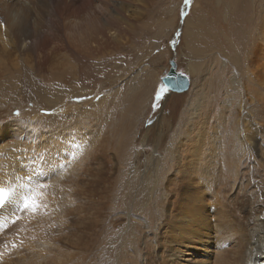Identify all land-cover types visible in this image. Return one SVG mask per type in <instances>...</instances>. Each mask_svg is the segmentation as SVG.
I'll return each mask as SVG.
<instances>
[{"label":"rangeland","instance_id":"obj_1","mask_svg":"<svg viewBox=\"0 0 264 264\" xmlns=\"http://www.w3.org/2000/svg\"><path fill=\"white\" fill-rule=\"evenodd\" d=\"M143 1L139 21L134 24L133 29L126 34L123 40L125 44L123 52L131 53L139 58L136 59L138 61L132 60L133 68L131 71H119L117 60L120 61L121 59L116 56V58L113 57L116 62L111 63L86 61L82 75L66 73L63 78L60 74L55 78L56 71L51 72L48 67L36 69L30 63L22 64L12 57L10 63H13V65L7 64V69L0 73V89L4 88L3 93H8L6 100L8 104H6L7 106L3 104V106L8 107L7 111L9 110L6 113H1L0 116V147L1 144L5 146L6 142L13 139L17 142L16 145H20L17 147L19 151L24 146H31L32 143L29 140L35 137L37 130H34V128H36L41 129L40 134L46 135L44 145L48 150H51V146L55 144L52 141L59 139L62 141L57 144L58 147L64 146L62 152H67L71 149L73 142L70 134L72 135L78 131V127H81V125H86L85 122L79 120L81 113L78 111H91L93 123L89 127L92 128L90 131L83 129L82 131L88 132L80 135L79 142L76 140L78 150L88 148L86 150L89 156L91 155V158L89 157V164L91 163L89 170L92 169V171L87 176L90 179L89 184H87L88 188L90 187V194H86L83 185V191L81 189L82 193L80 195L82 201H90L88 206L84 205V210L80 214L85 213L83 222H87L88 226L84 227L85 230L81 233L66 229L70 226L65 222V217L68 215L66 211L72 210V207H69L66 196L63 195V190L57 214L60 221H53V215L50 217L51 222L60 224L61 227L60 237L57 238L60 241L55 246L56 252L54 255H60L59 257L66 259L64 264H120L121 258L125 257L127 253H134L133 251L137 246L139 213L142 210L145 212L151 210L156 193L160 188L166 190L165 185L173 186L179 182V175L171 169L174 165L180 166L183 161L184 164L182 163L181 166H187L189 171L191 168L194 171L192 178L184 182L188 188L182 191L192 195L199 188H204L205 181L209 180L210 182V180H213L219 165L221 166L218 169L222 168L220 156L223 153L222 151H230L233 144L240 151L238 144L232 141V124L236 118L233 113L239 106V99L235 109L234 105L230 108L231 100L228 99L227 94L223 93L222 98L219 99V95L210 94L208 90L215 87V78H217L220 70L224 69L227 72L231 68L233 74H238L236 68L238 48L236 46L242 40L240 34L245 32L244 20L247 18L248 8L238 15L237 2L231 5L222 3L221 0H210L211 4L222 10L223 18L227 12H230V15H227L225 21L219 22L214 29L209 25H204L203 29L200 30L199 14L207 0H200L197 9L195 8L197 0ZM248 1L251 12L258 7L256 14L260 16L264 14V0ZM169 19L171 23L167 24L166 22ZM237 24L240 25L239 28L230 29V25L235 26ZM262 25H264V20H260L255 24L254 27L257 28H255V35H257L259 29L261 30L260 26ZM218 26L220 28L224 26V30L218 28ZM158 31L161 32L160 37L157 35ZM227 39H231L234 45L231 50H227L230 47L226 43ZM141 47L144 48L142 52ZM166 48L168 53L166 56L158 58L159 64H157V61L151 63L152 60L149 58H152L156 53H165ZM171 61L174 62L175 72L188 78L189 85L183 92L178 93L167 90L162 84V78L171 69ZM91 64L97 72L86 70ZM189 67H193V70H189ZM235 75L234 80L233 76L229 80V83L234 85V96ZM147 82L152 83L151 86ZM72 87H76L77 92L70 89ZM238 87L241 88L239 84ZM53 90H57V94ZM241 90L244 91L245 89ZM201 91L202 95H197ZM205 91L210 95L205 96ZM149 92L150 94H148ZM146 93L149 96L144 100ZM240 97H244L241 98V115L246 122L248 121L247 123L252 125L253 129L252 122H254V119L257 120L258 117L249 101H247L246 94L241 93ZM47 99L55 101L47 103ZM133 99H140L141 101L137 104L134 103ZM3 106L0 105V110L5 108ZM200 108L203 113L199 111ZM204 108H208L210 111ZM196 111L197 113H195ZM201 113L204 116L203 120ZM191 114H195L196 118L200 119H193ZM235 114L237 115V112ZM223 115L225 116L224 119L222 118ZM74 117L77 121H80L77 126L73 122L76 120ZM191 120L200 121V124L189 129ZM16 122H19V126ZM157 123L158 125H156ZM127 124L130 125L125 127ZM197 127L199 130L196 129ZM208 128L210 129L208 130ZM19 131L22 134H19ZM68 135L69 137L66 139ZM73 139L76 138L73 136ZM25 140L28 143L23 142ZM48 142L52 143L51 146ZM260 145L262 146V142H260ZM9 146L16 147L12 144ZM55 152V155H61L58 150ZM180 153L183 156L186 155L179 162ZM177 155L178 158H176ZM246 160L249 162V156H246ZM254 162L251 160L252 164ZM207 163L210 165L208 166ZM249 167L251 168L249 165L245 166L247 169ZM168 169H171L169 170L170 174L166 176V181L161 187L163 170L166 172ZM195 171L199 173L207 171V174L211 172L214 175L212 177L206 176L204 181H199L194 177L197 175ZM227 186H229L231 192L238 188L236 184H228ZM209 190V188H206L204 193L209 194L211 192ZM236 192L230 193V200L234 201ZM58 197L60 198V196ZM185 199L187 200V198ZM170 201V198L166 200V202ZM213 204L210 203L208 207L216 208L217 205ZM182 205L179 202L176 207L179 208ZM44 206L45 208H43ZM12 207L13 205H11V209ZM167 208H170V204ZM53 209L51 204L44 203L38 214L43 215V218L48 217L50 213L53 214ZM227 214L231 216L230 211H227ZM148 216H150V213H148ZM205 222L212 226L213 217L206 218ZM83 226H85L84 223ZM35 227L32 225L33 232L39 233L40 231ZM211 231L212 228L208 226H204L201 230L205 234ZM87 236L88 238H86ZM32 238L30 236L29 242ZM230 241L232 242V240ZM226 242L224 245L228 247L230 243ZM8 243L10 244V242ZM11 244V247H13L16 243ZM34 246L35 244L31 246L34 254L31 255V252L26 251L23 264H30L29 262L34 259L35 264H43L44 261L38 258L44 257V253H41L43 256L39 254L38 250L40 248L37 247V250ZM49 246L51 247V245ZM61 246L62 248H60ZM211 247L212 245H209L207 249L200 248L196 253L201 259L205 260L206 251L208 253V249ZM62 250L65 252L63 253ZM29 253L30 256H28ZM33 262L31 264H34Z\"/></svg>","mask_w":264,"mask_h":264},{"label":"bare ground","instance_id":"obj_2","mask_svg":"<svg viewBox=\"0 0 264 264\" xmlns=\"http://www.w3.org/2000/svg\"><path fill=\"white\" fill-rule=\"evenodd\" d=\"M142 2L144 1L0 0V73L7 69V64L13 65V63H10L12 57L22 64L30 63L36 69L48 67L51 72L56 71V74H54L55 78L59 74L63 78L66 73L82 75L83 66L86 61L111 63L116 62L113 59L116 56L121 59L120 61L117 60V69L122 72L131 71L133 68L132 60L139 58L131 53L123 52V48L125 47L123 40L126 34L133 29L134 24L139 21ZM221 2L231 5L237 2V7L239 8L238 15L248 8L247 18L244 20L245 32L244 34H240L242 40L236 46L238 48V62L236 63L238 74H233L231 68L227 72L224 69L220 70L217 78H215V87L212 90H208L210 94L219 95V99L222 98L223 93L227 94L228 99L231 100L230 108L234 105L235 109L237 100L239 99V106L236 108L237 111L235 110L237 115L235 112L233 113L236 118L234 119L233 117L232 141L238 144L240 151L234 144L231 146L230 151H222L223 153L220 156L223 169H218L221 166L219 165L217 171H215L216 174H213L214 176L211 172L207 174V171L205 173L195 171L197 175L195 174L196 176L194 177L199 181H204L206 176H213L214 181H205L204 188H199L192 195H188L182 191L188 188L184 182L192 178L191 176H193L194 171L192 168V171H189L187 166H181L183 161L180 163V166L174 165L171 169L179 175V182L173 186L165 185L166 190L160 188L156 193L151 210L148 212L142 210L139 213L140 219L137 235L139 239H137V246L135 247V251H133L134 253L130 254L126 252L127 255L121 258L120 264H264V25L260 26L261 30L258 28L259 32L257 35H255L256 27H254L257 22L264 20V14L262 16L256 14L258 7L251 12L250 7H248V0H221ZM199 3L200 0H197L195 3L196 9ZM199 15L200 30L203 29L204 25H209L214 29L219 22L225 21L226 16L230 15V12H227L223 18L222 10L216 5L211 4L210 0H207L205 5L202 6ZM166 23L170 24V19ZM167 24L165 25L167 26ZM239 26V24L235 26L230 25V29L239 28ZM218 28L220 27L218 26ZM223 28L224 26L220 29ZM157 35L160 37L161 32L158 31ZM226 43L230 46L227 50L234 48L231 39H227ZM140 49L142 52L144 48L141 47ZM166 50L165 53H156L153 55L154 57L149 58L152 60L151 63L157 61V64H159L158 58L166 56L168 49L166 48ZM135 52L138 53L137 51ZM192 68L189 67L188 69L191 70ZM86 70L89 72L91 70L96 71L93 64L87 67ZM234 75L236 80L235 96L234 85L229 83L231 76H233L234 80ZM148 84L151 86L152 83ZM162 84L164 85L163 82ZM238 84L241 86L240 89ZM70 89L76 91V87ZM3 90L5 89H0V105L3 106L5 104L7 106L8 93H3ZM56 91L53 90L55 94H57ZM241 93L246 94L247 101H249L259 119H254V122H252L253 129L252 125L247 123L248 121L246 122L241 115ZM148 94L146 93L144 100L148 98ZM210 94L207 91L204 92L205 96H209ZM197 95L201 96L202 91ZM133 100L137 104L141 101L140 99ZM144 100L142 99V102ZM47 101L49 103L55 100L50 101L47 99ZM133 105L135 106V104ZM7 109L8 107H5L0 110V116L1 113L8 112L9 110L7 111ZM78 112L81 113L79 120L85 122L84 124L86 125H81V127H78V131L72 135L70 134L71 141L73 142L72 147L69 146L71 149L69 151L66 150L67 152H62L64 146L58 147L57 144H60L62 141L59 139L50 140L52 143L55 142L53 145L57 147L51 146L52 143L48 142L51 146V150H48L44 145L46 135L40 134L41 129L36 128H34V130H37L35 137L31 139L29 137V142L32 143L31 146H24V148H21V151L17 149L20 145H16L17 142L13 138V140L6 142L5 146L1 144L0 186L7 187L12 185L16 188V192L0 209L2 223L7 222L6 228H0V264H23L26 258V251L31 252V255L34 254L32 252L34 250H31V246L34 244L36 249L37 247L40 248V250L37 249L39 254L44 253V257L38 258L44 261L43 264H64V260L66 259L59 257L60 255H54L56 252L55 246L60 241L57 238L60 237L61 227L60 224L51 222L52 220L60 221L57 214L59 204L61 203L62 190L64 191L63 195L66 196L67 203L70 205L69 207H72V210L68 209L69 211H66L68 213L66 217L63 215L66 218H64L65 222H67L68 226L70 225L66 229L76 230V232L81 233L85 230L84 227L88 226L87 222H83L85 213L83 215L80 214L84 210V205L88 206L90 201H82L80 195L83 191V185L86 194L90 191V187L88 188L87 186L90 179L87 176L92 171V169L89 170V165H91V163L89 164V157L91 155L89 156L88 154V148H86L87 150H83V148L78 150L76 140L79 142L80 135L88 132L82 131L83 129L90 131L92 127H89V125L92 126L93 117L89 110H80ZM191 115L193 119L196 118L195 114ZM201 116L203 120V114ZM197 118L196 120L200 119ZM222 118L224 119L225 116L223 115ZM74 119L76 118L74 117ZM79 120L73 121L76 126L80 122ZM196 120H191L189 129L192 126L200 124V121ZM18 123L16 122V124ZM257 124L259 125L257 126ZM128 125L130 124H127L125 127ZM196 129L199 130L198 127ZM20 133L21 131H19ZM73 136L76 139H73ZM68 137L69 135L66 136V139ZM26 140L23 142L28 143ZM260 142H262V146ZM11 144L16 147H10L9 145ZM56 150L61 155H55ZM181 155H179V162L183 160L182 158L186 154L184 156ZM220 156L218 155V157ZM246 156H249L250 164L246 160ZM176 158H178V155ZM251 160L255 161L254 164L251 163ZM207 165L209 166L210 164L207 163ZM247 165L251 166V168H245ZM171 169H168L166 172L163 170L164 175L160 184L161 187L166 181V176L170 174L169 170ZM201 172L203 171L201 170ZM29 176L31 179L23 181L27 185V188L19 187L21 181L16 178ZM39 184L48 185L47 188L41 190L43 195L39 197V200L42 206L44 203L51 204L52 209L54 208L53 214L50 213V216L43 218V215L38 214L42 210V206L35 212L31 210L17 211L22 196L27 193L28 189L35 188ZM228 184H236L238 188L231 192L228 188L229 186H227ZM206 188L210 189L209 192L211 188L213 189L207 194L204 193ZM234 192L236 194L234 201H232L230 200V193ZM169 198L171 201L166 202ZM179 202L183 205L177 208L176 205ZM210 203L217 205L216 208H209L208 205ZM169 204L170 208H167ZM11 205H13L12 209ZM227 211L231 212V216L227 214ZM148 213H150V216H148ZM13 215L20 216V219L15 224L10 222ZM52 215L54 218L50 220ZM210 216L213 217L212 226L205 222L206 218H210ZM83 223L85 226H83ZM32 225L36 226L35 228L40 232L34 233ZM204 226L212 228V231L207 232V234L202 233L201 230ZM162 228L164 229L162 230ZM16 233L17 235H15ZM30 236L33 238L29 242ZM20 241L21 243H19ZM226 241L230 243L228 247L224 245L227 243ZM11 243L16 244L11 247ZM209 245H212V247L208 249V253L206 251V259L203 260L197 255L196 251H199L200 248L207 249ZM28 256H30V253ZM32 262L29 263L31 264ZM33 263L35 264V262Z\"/></svg>","mask_w":264,"mask_h":264},{"label":"snow or ice","instance_id":"obj_3","mask_svg":"<svg viewBox=\"0 0 264 264\" xmlns=\"http://www.w3.org/2000/svg\"><path fill=\"white\" fill-rule=\"evenodd\" d=\"M17 180L21 181L19 187L27 188V185L23 183L25 179H31V177H17ZM47 184H39L35 188L28 189L27 193L24 194L21 198V203L19 204L17 211L31 210L35 212L42 205L40 203L39 197L43 195L41 191L44 188H47ZM16 192V188L12 185L7 187H0V205H3L5 201H7L14 193ZM20 219V216L13 215L10 219L12 224H15ZM7 222L0 223V228H6Z\"/></svg>","mask_w":264,"mask_h":264},{"label":"water","instance_id":"obj_4","mask_svg":"<svg viewBox=\"0 0 264 264\" xmlns=\"http://www.w3.org/2000/svg\"><path fill=\"white\" fill-rule=\"evenodd\" d=\"M162 82L167 90L178 93L183 92L189 85L188 78L185 75L175 72L173 61H171L170 71L162 78Z\"/></svg>","mask_w":264,"mask_h":264}]
</instances>
